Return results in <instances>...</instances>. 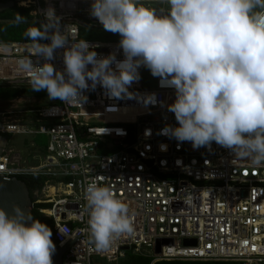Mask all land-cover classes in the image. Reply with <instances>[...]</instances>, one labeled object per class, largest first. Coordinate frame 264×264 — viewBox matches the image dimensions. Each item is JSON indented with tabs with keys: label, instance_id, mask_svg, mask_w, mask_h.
<instances>
[{
	"label": "built area",
	"instance_id": "2783aa9c",
	"mask_svg": "<svg viewBox=\"0 0 264 264\" xmlns=\"http://www.w3.org/2000/svg\"><path fill=\"white\" fill-rule=\"evenodd\" d=\"M3 1L27 10L40 25L47 23L45 12L53 8L59 30L64 33L71 27L67 44L54 50L51 61L31 57L37 66L49 62L63 72L64 52L83 39L82 32L105 30L91 15L93 0ZM142 2L157 9V14H166L163 0ZM86 41L97 59L110 54H115L116 62L125 59L119 41ZM29 43H0L7 46L0 51V86H31L30 77L17 64L31 54ZM116 62L110 66L113 70ZM137 71L139 80L128 87L131 98L110 97L97 84L94 90L82 91L87 99L80 105L58 99L47 107L27 106L19 99L2 104L4 136H47L49 142L45 156L32 163L8 145L0 157V177L45 178L33 204L49 206L40 212L54 221L58 247L82 233L65 253L63 264H113L128 253H149L155 262L264 264V162L254 164L243 149L234 151L214 141L194 149L189 141L160 134L166 126L179 127L168 110L176 100V89L166 86L161 77H154L151 86L145 66ZM153 94L155 103H146ZM28 115L33 124H22L19 118ZM31 148L41 149L33 141ZM93 181L110 186L135 212L134 235L121 236L107 250L98 251L90 243L85 188ZM160 241L171 243L156 254ZM186 241L197 244L187 246Z\"/></svg>",
	"mask_w": 264,
	"mask_h": 264
},
{
	"label": "clouds",
	"instance_id": "9594fccd",
	"mask_svg": "<svg viewBox=\"0 0 264 264\" xmlns=\"http://www.w3.org/2000/svg\"><path fill=\"white\" fill-rule=\"evenodd\" d=\"M163 3L169 6L166 14H157L142 0H93L91 15L106 31L120 34L125 59L116 62L115 54L97 59V52L80 39L65 50L63 72L49 62L34 65L31 59L51 61L54 50L70 38L71 27L62 33L59 17L48 8L47 23L25 32L31 54L17 61L18 70L30 77L34 91H46L50 100L80 105L87 99L82 91L94 90L97 84L110 97L131 98L128 87L139 80L137 70L145 66L176 89L168 110L179 127L166 126L160 134L189 141L194 149L214 141L234 151L243 149L254 164L264 162V0ZM24 21L17 13L15 22ZM38 38L51 43L41 44ZM6 47L0 44V51ZM114 62L116 70L110 67ZM146 103H155V95ZM166 147L161 145V150ZM85 200L90 243L96 250H107L121 236L134 235L135 212L110 186L90 182ZM52 235L47 224L19 206L12 214L0 208V264H53Z\"/></svg>",
	"mask_w": 264,
	"mask_h": 264
},
{
	"label": "rangeland",
	"instance_id": "374dc122",
	"mask_svg": "<svg viewBox=\"0 0 264 264\" xmlns=\"http://www.w3.org/2000/svg\"><path fill=\"white\" fill-rule=\"evenodd\" d=\"M169 7L168 5L166 6ZM25 14V13H24ZM37 23V22H36ZM38 24V23H37ZM112 35L116 36V39L121 40V36L118 33L113 34L110 31L97 29L95 31H90L88 29L82 32V38L85 40H94V41H107L110 40ZM114 38V37H113ZM6 43V42H0ZM17 43V42H15ZM149 79L148 82L151 86L154 85V76L151 74L150 70L148 71ZM22 100L26 105L31 106L35 105L36 107H47L54 104L47 96L45 91H34L32 86L28 85H7V88L0 90V103L5 104L10 100ZM58 103V102H56ZM22 124H33V118L28 116H22L19 118ZM35 142L41 149L36 150L31 148V142ZM47 136H37L34 139L30 137L15 136L9 140V145L18 150L29 163H32L34 160L42 159L46 154V148L48 145ZM147 256H141L137 260L132 261L133 255H126V257L119 259L118 263L113 264H223L222 262H186V261H172V262H155V259L150 256L149 253H146Z\"/></svg>",
	"mask_w": 264,
	"mask_h": 264
},
{
	"label": "water",
	"instance_id": "95a60500",
	"mask_svg": "<svg viewBox=\"0 0 264 264\" xmlns=\"http://www.w3.org/2000/svg\"><path fill=\"white\" fill-rule=\"evenodd\" d=\"M15 8L13 1L3 2L0 1V14ZM9 22V21H2ZM39 23L38 21H34ZM2 104L0 103V106ZM2 122L0 120V157L3 155L4 149L8 147L9 140L1 133ZM15 206H19L24 212L32 217L34 204L30 195V191L27 185L19 180L18 177H11L6 179L0 177V208H3L9 214H12V210ZM65 216H63V219ZM30 224V221L28 222ZM82 236V233L74 240H70L63 248H57L52 256L53 264H63V257L69 248ZM170 241H160L157 243L156 254L161 253V247L163 245L170 244ZM187 246H195L196 241H186Z\"/></svg>",
	"mask_w": 264,
	"mask_h": 264
},
{
	"label": "trees",
	"instance_id": "16d2710c",
	"mask_svg": "<svg viewBox=\"0 0 264 264\" xmlns=\"http://www.w3.org/2000/svg\"><path fill=\"white\" fill-rule=\"evenodd\" d=\"M17 13H19L21 16L25 18L24 23L18 24L15 22V17ZM2 21H9V22H2ZM31 26L40 27L41 25L39 23L37 24L36 22H34V20L29 16V12L25 9L15 7L11 10H8L0 14V42H6V43L30 42L29 38L26 37L25 32ZM112 36L114 38L111 37V39L107 41H111V42L119 41L118 39H116V36L114 35ZM44 40L45 39L38 38V42ZM5 88H7V85L0 86V90ZM5 137H7L8 140H10V136L5 135ZM19 180H21L27 185L33 201H34V193L36 191H41L46 181L44 177H19ZM48 208H49L48 205H36L33 210L32 218L40 220L42 223L47 224L52 229L53 235L51 239L55 243L57 249L58 244L54 237V221L40 212V210H46ZM128 254L131 255L132 253H128ZM139 257L141 256L133 255L132 261L135 262L134 260H137V258ZM131 264H136V263H131ZM223 264H232V263H223Z\"/></svg>",
	"mask_w": 264,
	"mask_h": 264
},
{
	"label": "bare ground",
	"instance_id": "6f19581e",
	"mask_svg": "<svg viewBox=\"0 0 264 264\" xmlns=\"http://www.w3.org/2000/svg\"><path fill=\"white\" fill-rule=\"evenodd\" d=\"M54 190H52V192H53Z\"/></svg>",
	"mask_w": 264,
	"mask_h": 264
},
{
	"label": "flooded vegetation",
	"instance_id": "af4514ba",
	"mask_svg": "<svg viewBox=\"0 0 264 264\" xmlns=\"http://www.w3.org/2000/svg\"><path fill=\"white\" fill-rule=\"evenodd\" d=\"M3 2H5V1H3Z\"/></svg>",
	"mask_w": 264,
	"mask_h": 264
}]
</instances>
